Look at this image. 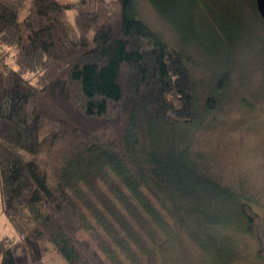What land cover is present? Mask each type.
<instances>
[{
  "label": "trees",
  "instance_id": "obj_1",
  "mask_svg": "<svg viewBox=\"0 0 264 264\" xmlns=\"http://www.w3.org/2000/svg\"><path fill=\"white\" fill-rule=\"evenodd\" d=\"M147 1L180 39L198 8ZM5 45L17 70L0 60L1 209L35 255L50 245L66 264H233L232 236L248 234L264 262L262 219L192 148L226 88L198 109L190 60L135 0H0ZM17 244L0 240V264H18Z\"/></svg>",
  "mask_w": 264,
  "mask_h": 264
},
{
  "label": "rangeland",
  "instance_id": "obj_2",
  "mask_svg": "<svg viewBox=\"0 0 264 264\" xmlns=\"http://www.w3.org/2000/svg\"><path fill=\"white\" fill-rule=\"evenodd\" d=\"M196 1L198 8L187 11L193 23L184 18L181 39L147 0H135V7L140 20L190 60L198 109L203 110L212 89L226 88L218 106L193 126L192 148L204 172L241 194L264 224V21L255 0ZM67 17L72 21L73 13ZM14 54V48L0 46V60L17 70ZM37 78V73H24L33 85ZM232 237L240 252L233 264H264L252 236ZM28 244L21 240L15 249L21 264H66L50 245L40 258Z\"/></svg>",
  "mask_w": 264,
  "mask_h": 264
},
{
  "label": "crops",
  "instance_id": "obj_3",
  "mask_svg": "<svg viewBox=\"0 0 264 264\" xmlns=\"http://www.w3.org/2000/svg\"><path fill=\"white\" fill-rule=\"evenodd\" d=\"M16 236L17 234L15 230L13 229L12 225L9 224L8 219L5 217V215L2 212L1 201H0V240L3 238H9L10 240H16L17 239ZM14 242H17L18 244L14 248L13 252L15 253V257L17 259L18 264H21L19 261V257L16 255V252H15V249L20 245L21 241H14Z\"/></svg>",
  "mask_w": 264,
  "mask_h": 264
},
{
  "label": "water",
  "instance_id": "obj_4",
  "mask_svg": "<svg viewBox=\"0 0 264 264\" xmlns=\"http://www.w3.org/2000/svg\"><path fill=\"white\" fill-rule=\"evenodd\" d=\"M255 6L260 18L264 21V0H255Z\"/></svg>",
  "mask_w": 264,
  "mask_h": 264
}]
</instances>
